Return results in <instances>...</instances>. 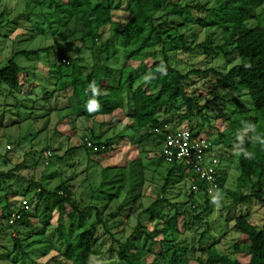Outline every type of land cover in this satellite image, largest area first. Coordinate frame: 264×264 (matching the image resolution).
Here are the masks:
<instances>
[{
  "label": "trees",
  "instance_id": "obj_1",
  "mask_svg": "<svg viewBox=\"0 0 264 264\" xmlns=\"http://www.w3.org/2000/svg\"><path fill=\"white\" fill-rule=\"evenodd\" d=\"M34 1L35 6L40 4ZM48 1L53 5V15L55 14L56 18L55 21L50 15L47 17L51 34H56L57 40L66 39L68 52L75 54L62 58L67 64H58V67L66 69V72L60 70L58 80L61 86L64 91H70L87 120L98 122L105 116H112L115 111L124 113V117L130 122L128 129L131 131L132 142L136 135L151 142L148 151L141 149L142 144L135 140L139 153L155 150L160 152L163 137L155 134L153 129L162 126H167L170 130L175 129V126L167 124V114L176 115L179 122L188 123L193 118H205L202 110L213 104L216 97L198 104L199 98L189 89L192 86V78L205 80L215 93L221 90L238 92L240 87L244 88L250 99L253 117L240 118L231 127V134L236 136L231 142L232 147L239 151V175L235 191L228 194L235 205H247L255 201L264 208V144L259 142L257 146H253L249 132L245 136H237L240 130L245 129L244 125L248 120L252 121L253 127L264 129V21L257 14L261 9L264 17V0H208L211 5L209 2L197 0L183 6L179 1L172 0H127L124 11L129 14V18L123 25L113 21V12L119 8L122 0ZM192 26L204 32L200 42H196L197 34L192 33L189 36L191 41H188L186 32L191 30ZM106 27L109 28V38L102 42V31ZM115 40L120 43V52L124 59V64L119 68L109 65L119 55ZM53 49V46H48L36 51L13 53L4 66L0 65V89L6 86L8 91H15L20 87L18 76L21 69L15 63V58H37ZM196 50L210 58H233L239 60V63L226 71L209 67L192 68L183 73L172 66V54L187 55ZM82 53L89 55L91 60H85ZM131 61L137 65L129 66L128 62ZM178 100L184 103V110L173 112L172 107ZM230 103L237 107L238 101L231 100ZM103 125L102 122L98 124L100 130ZM186 130L201 135L203 127L189 126ZM89 134V141L84 138L79 146L67 149L65 155L77 149H83L86 153L103 154L111 149L115 140L125 138L124 134L104 138L106 132L95 134L93 129H90ZM85 140L91 144L90 147L86 145ZM217 153L221 165L219 189H222L224 153L221 150ZM140 159L139 156L131 166L140 168L143 183L144 168ZM159 161L166 165L163 184L158 187L148 207L139 206L142 209L141 215L152 228L148 230L138 223L124 242H118L114 238L108 225L120 217L129 205L118 204L112 207V202L117 200V195L125 183L110 194L109 202L103 208L94 201L99 193L110 189H105V186L119 182V179L112 175V170L117 169L115 166L102 169V181L92 193L89 205H83L81 198V201L76 199L74 188L70 185L71 179H66L52 191L43 187L37 188L32 197L34 205L31 212L30 206L27 210L19 207L6 213L1 210L0 227L5 230L18 225L30 228L34 219L40 229L33 235L43 237L49 226V218L40 223L38 213L43 210L44 213L50 214L45 205L51 201L52 207L59 215L68 210L65 224L56 228L58 241L63 248L62 251L56 252L65 264H88L90 257L96 254L94 246L99 230L117 243L115 253L119 264H178L180 256L176 252L177 239L183 234L180 223L183 222L184 226H187L190 220L204 223L206 230L200 234L198 243L201 246L209 229L203 215L211 213V207L209 197L194 194L184 187L189 175L181 165L167 164L160 156ZM126 178L124 176L123 180ZM29 186L36 187L37 184L30 181ZM176 186L183 190L185 200L182 204L169 202L166 197L167 191ZM23 195L25 196L26 192ZM140 197V194L133 197V205ZM201 207L204 210L199 211ZM6 208L10 209V206L7 204ZM134 211L136 209L130 207L128 212ZM12 213L17 214V219L13 224H9ZM233 229L248 245L246 263L239 262L234 256L220 253L215 242L198 250H185V255L191 256L197 252L204 256V261L197 258V264H264V213L256 226L249 222L248 216L234 218ZM11 243L12 251L8 252L7 256L11 258L12 254H15L21 259H29L25 251L26 245L23 246L20 238L12 236ZM234 247L238 250L236 245ZM182 258L183 262H186L184 255ZM52 261L61 263L55 257ZM12 264H16L14 260Z\"/></svg>",
  "mask_w": 264,
  "mask_h": 264
},
{
  "label": "rangeland",
  "instance_id": "obj_2",
  "mask_svg": "<svg viewBox=\"0 0 264 264\" xmlns=\"http://www.w3.org/2000/svg\"><path fill=\"white\" fill-rule=\"evenodd\" d=\"M172 1H179L183 6L197 0ZM36 2L40 4L35 6L34 0L32 2L0 0L1 66H4L17 51H36L48 46L54 47L49 53H42L37 58H15V63L21 69L18 76L20 87L15 91H8L6 86L0 89V213L1 210L5 213L9 210H17L23 200L28 202L31 212L34 205L32 197L37 188L43 187L52 191L66 179H71L70 185L74 188L76 199L78 201L82 199L83 205H89L92 201V193L102 181V169L115 166L117 169L112 170V175H115L119 182L105 186V189H110L99 193L94 201L103 208L109 202L110 194L116 192L118 186L125 183L117 195V200L112 202V207L118 204L129 203V205L120 217L108 225L114 238L118 242H124L138 223L151 230L152 225L141 215L142 209L139 206L146 208L153 200L158 187L163 184L166 165L159 161V150L148 152L151 142L136 135L133 137L134 142L139 141L142 144L140 148L148 150L147 153H139L138 147L132 142L131 131L128 129L130 122L124 117V113L115 111L112 116H105L98 122L84 117L78 119V115L75 114L82 113L80 106L72 98L69 90L64 91L58 80L60 70L66 72L64 67H58L61 59L75 54L68 52L66 39L57 40L58 36L50 32L47 17L50 15L56 21L53 5L48 0H36ZM201 2H209L211 5V1L208 0ZM126 4L127 0H122L119 8L113 12V21L116 24L123 25L129 18V14L124 11ZM257 14L264 21L261 9ZM108 29L106 27L102 31L100 39L102 42L109 38ZM190 33L197 34L196 42H200L204 37V32L196 26H192L191 30L186 32L188 41H191ZM115 42L119 48V55L109 65L119 68L124 64V59L120 52V43L117 40ZM82 56L88 62L91 60V57L85 53H82ZM171 57L172 66L182 73L192 68L209 67L226 71L239 63V60L233 58L227 60L221 57L210 58L197 50L187 55L172 54ZM128 64L132 67L137 65L133 61ZM189 89L199 98L200 105L216 97L213 104L202 110L205 118H193L189 123L179 122L178 116L169 113L166 115V122L169 126H175V129L202 125L201 135L215 143L217 152L221 150L224 153L222 163L224 180L222 189L208 198L211 213H205L203 218L208 222L209 229L201 246L198 243L200 234L206 230L204 223L193 220H190L187 226H184L183 222L180 223L183 234L177 239L176 252L180 256L178 264H197V258L204 261L205 257L200 253L196 252L188 256L184 252L189 249L198 250L213 242L216 243V249L220 253L234 256L239 262L246 263L248 245L233 229V220L236 217L248 216L249 222L256 226L261 221L264 208L255 201L247 205H235L228 193L235 191L236 179L239 175L237 166L239 151L232 147L231 142L236 136L231 134V127L240 118L253 117L250 99L242 87L238 92L221 90L215 93L211 91L205 80L195 78H192V86ZM231 100L238 101L237 107L230 103ZM172 108L173 112H182L184 103L178 100ZM100 122L104 124L101 130L98 127ZM244 128L237 133L238 137L245 136L249 132L253 146H257L259 142L264 144V129L253 127L251 120L245 122ZM90 129H93L95 134L106 132L104 138L115 134L116 136L124 134L125 138L115 140L111 149L103 154L86 153L83 149H77L65 155L67 149L79 146L84 138L89 141ZM43 151L51 153L47 164L43 158ZM139 156L144 168L143 183L140 178V168L131 166ZM124 176L127 177L126 180H123ZM30 181H34L37 186L30 187ZM180 190L179 186L169 189L166 193L168 201L182 204L185 198L183 190ZM138 194L141 197L133 205L131 200ZM202 202L203 200L200 201ZM7 204L10 209L6 208ZM45 207L50 210V214L44 213L43 210L38 213L40 223H44V220L49 218V226L43 237L33 235L40 229V225L34 219L30 228L18 225L5 230L0 227V264H12L13 260L16 264H57L52 261L53 257L60 260L59 264H65L56 252L63 250L57 238L56 228L65 224L68 210L63 215H59L52 207L51 201H48ZM130 207L136 211L129 213ZM202 210L203 207L199 208V211ZM12 236L20 238L23 246L26 245L25 251L29 259H21L15 254H12L11 258L7 256L8 252L12 251ZM96 238L94 246L96 254L90 257L88 264H119L115 253L117 243L103 235L101 230L97 231ZM235 245L238 250H235ZM183 255L186 262H183ZM151 259L152 256L148 258L149 261Z\"/></svg>",
  "mask_w": 264,
  "mask_h": 264
},
{
  "label": "built area",
  "instance_id": "obj_3",
  "mask_svg": "<svg viewBox=\"0 0 264 264\" xmlns=\"http://www.w3.org/2000/svg\"><path fill=\"white\" fill-rule=\"evenodd\" d=\"M62 63L67 64L65 59ZM153 132L162 135V145L159 156L167 164L181 165L189 177L185 181V187L194 194H200L209 198L219 191V178L221 165L215 144L202 135H195L186 129L170 130L167 126L153 129ZM86 141L88 147L91 144ZM9 149V147H7ZM50 151L43 152L45 164L50 158ZM20 208L28 209V202L23 200ZM17 214L12 213L9 224H13Z\"/></svg>",
  "mask_w": 264,
  "mask_h": 264
},
{
  "label": "crops",
  "instance_id": "obj_4",
  "mask_svg": "<svg viewBox=\"0 0 264 264\" xmlns=\"http://www.w3.org/2000/svg\"><path fill=\"white\" fill-rule=\"evenodd\" d=\"M70 92V91H69ZM73 98V97H72ZM74 99V98H73ZM75 100V99H74ZM76 101V100H75ZM77 102V101H76ZM75 115H78V119H80V118H83V112L81 113V114H75ZM92 121V120H91Z\"/></svg>",
  "mask_w": 264,
  "mask_h": 264
}]
</instances>
